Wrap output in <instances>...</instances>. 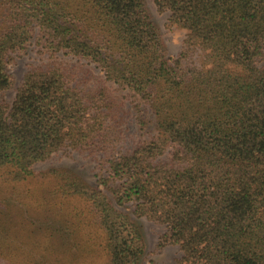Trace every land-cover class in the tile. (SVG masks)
<instances>
[{"label": "trees", "instance_id": "obj_1", "mask_svg": "<svg viewBox=\"0 0 264 264\" xmlns=\"http://www.w3.org/2000/svg\"><path fill=\"white\" fill-rule=\"evenodd\" d=\"M153 2L187 33L175 58L142 0H0V174L25 181L65 145L109 151L101 181L114 204L68 170L47 172L89 202L109 264H140L145 252L119 210L127 204L164 226L157 246H177L184 263L264 264V0ZM34 30L47 51L93 63L131 92L144 107L136 124L152 136L118 151L110 96L79 95L55 69L27 72L7 105L6 65Z\"/></svg>", "mask_w": 264, "mask_h": 264}, {"label": "rangeland", "instance_id": "obj_2", "mask_svg": "<svg viewBox=\"0 0 264 264\" xmlns=\"http://www.w3.org/2000/svg\"><path fill=\"white\" fill-rule=\"evenodd\" d=\"M142 3L165 55L175 58L185 51L186 31L172 24L169 13L160 11L153 0ZM40 38L34 30L29 44L9 58L6 71L13 78V86L1 93L7 105L12 103L27 72L55 69L79 95L88 98L87 92L99 91L110 96L116 106V126L109 131V139H113L118 151L152 136V131H141L136 124L144 107L138 106L140 102L131 92L108 82L93 63L64 52L47 51ZM110 155L109 151H79L65 145L47 160L34 164L32 176L25 181L15 183L6 173L0 174V264H109L105 236L89 202L61 192L58 179L47 172L68 170L90 187L101 189L114 204L113 184L103 185L101 181L107 175ZM119 210L142 232L145 252L140 264H187L181 261L177 246H157L165 231L163 225L135 216L131 204Z\"/></svg>", "mask_w": 264, "mask_h": 264}]
</instances>
